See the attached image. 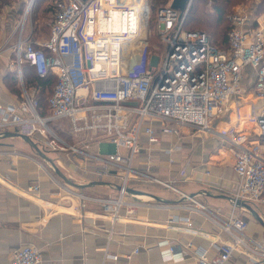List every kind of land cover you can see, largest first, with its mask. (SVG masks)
Instances as JSON below:
<instances>
[{
    "label": "built area",
    "instance_id": "2783aa9c",
    "mask_svg": "<svg viewBox=\"0 0 264 264\" xmlns=\"http://www.w3.org/2000/svg\"><path fill=\"white\" fill-rule=\"evenodd\" d=\"M190 1L183 11L171 7V0L155 9L159 52L149 50L147 43L148 0H51L49 33L42 40L32 39L31 31L23 36L24 11L11 33L17 31L13 65L22 94L16 108L0 104V135L11 127L29 136L43 152L64 155L70 164L66 166L70 172L64 175L74 182V175L109 177L113 193L87 195L39 163L57 184L58 192L75 199L79 211L95 202L100 215L114 224L146 206L141 195L152 199L135 185L166 187L188 199L187 208L228 235L210 256L206 250H195L197 264H225L235 251L251 264H264V243L245 233L243 208L230 200L226 215L213 213L153 169V149L166 154L171 162L179 149L177 143L162 145L165 135L179 138L184 131H212L211 118L230 95L241 91L243 80L249 79L252 93L264 99V9L234 7L227 16V46L218 47L204 32L182 27ZM23 63L31 65L39 77L56 76L45 114L38 112L37 100L24 88ZM62 119L69 125V139L50 124ZM255 123L258 141L264 144V104ZM231 137H237L230 138L232 143H240L233 153L237 182L232 197L249 204L264 202V156L253 144L243 145L242 134ZM142 151L147 155L142 156ZM71 154L80 156L83 163H75ZM58 159L53 158L54 163L63 167ZM127 188L143 192H128ZM32 189L37 190L38 185ZM181 221L191 226L188 217L170 219ZM174 248L170 246V253L162 258L170 259ZM110 256L116 259V255ZM40 260L39 249L25 245L13 251L8 264H37Z\"/></svg>",
    "mask_w": 264,
    "mask_h": 264
},
{
    "label": "crops",
    "instance_id": "0c3cea01",
    "mask_svg": "<svg viewBox=\"0 0 264 264\" xmlns=\"http://www.w3.org/2000/svg\"><path fill=\"white\" fill-rule=\"evenodd\" d=\"M1 24L0 104L16 108L21 98L6 82L14 58V42L10 38L12 23L2 20ZM29 31L34 40L48 36L47 32L39 36L32 29ZM28 33L23 31V36ZM262 101L264 103L263 98L259 107ZM258 106L252 103L249 112L236 119L235 131L254 136L247 124L256 126ZM218 125L216 120L212 125L215 130L184 131L179 138L165 135L162 145H179L178 151L172 155L173 161L156 149L150 153V158L155 169H160L157 174L161 178L173 181L180 190L204 203L213 213L223 216L232 206L228 197L235 191L237 176L233 170V149L220 137L216 130ZM12 131L16 130L5 129V132ZM252 144L264 156V144L258 140ZM93 147L92 150H96ZM13 150L16 154L10 152ZM0 151H5L0 155V264H8L13 251L25 245L34 246L41 252L37 264H197L195 250H206L210 256L215 253L217 244L228 238L210 219L187 208L188 199L159 186L155 187L159 193L147 192L152 199L140 196L147 202L145 207L138 208L131 218H122L111 224L100 215L97 203L88 202L86 208L79 211L75 199L58 192L57 184L39 164H43L42 160L50 165L49 162L20 137H0ZM159 158L164 161L159 162ZM74 160L83 162L79 157ZM95 180L109 182V177L95 179L76 175L75 178L76 183L83 185ZM34 185H38L37 190L32 189ZM108 188L111 189L106 183L78 189L84 194L97 196L111 193L105 191ZM251 205L264 220V202ZM241 214L247 221L245 233L264 243V228L246 210ZM174 216L190 218L191 226H186L184 221L170 222ZM172 245L175 248L171 258L164 260L162 257L170 253ZM135 248L137 251L133 252ZM110 255H116V259ZM225 264L251 263L245 255L235 251Z\"/></svg>",
    "mask_w": 264,
    "mask_h": 264
},
{
    "label": "rangeland",
    "instance_id": "374dc122",
    "mask_svg": "<svg viewBox=\"0 0 264 264\" xmlns=\"http://www.w3.org/2000/svg\"><path fill=\"white\" fill-rule=\"evenodd\" d=\"M51 0H33L31 7L29 8V10L26 13V16L24 18V29L23 31H25V33H28L30 29L34 30L36 32L37 35L41 36L44 35L47 32V28H48V23L50 21V13L44 11V7H46ZM149 3L151 4V0H148ZM170 1V0H169ZM168 1V2H169ZM195 0H191L189 7L191 6V4L194 2ZM220 0H207L206 3L204 4V7L207 11H209V13H211V18H214L213 16L216 14L215 10H214V6L217 5L216 3H219ZM30 2V0H0V25L1 21H9L10 23H12V29H14L15 25H17L18 21L21 22V19L23 17L24 11L26 9L27 4ZM238 5H247L252 7V9H255L257 11V9H259L260 6V0H232L230 3L225 5L226 11L225 13L228 12L227 16L230 14V12H232V9ZM188 7V10H189ZM213 15V16H212ZM3 23V22H2ZM224 24V22H222ZM225 25V24H224ZM218 28V31H221L222 27L220 25V23L217 24V26H215ZM11 29V31H13ZM224 30V28L222 29V31ZM147 37L148 34H152V37L155 38L150 42V49L151 51L155 50L157 52L160 51V49H156V46L158 44V42H156V32L155 30H151L147 31ZM7 35V34H6ZM4 35V36H6ZM17 36V31H15L13 33V35H11V41L12 43L15 42ZM153 51V52H155ZM12 54V53H11ZM164 55V49L161 50L160 53V57L162 59ZM12 64H13V59H12ZM12 71H15L16 76H17V68L15 67V65H12L11 67ZM17 79V85L15 86L16 91L19 94H22V85L18 79V77H16ZM23 79V78H22ZM23 84L25 85L24 81ZM251 82L249 79L247 80H243L241 83V91L236 93V95H238L237 97H235L234 100H230L229 102H225L223 103L224 105H221L216 114L211 118V126L213 125L214 121L218 120L219 125L218 128H216L217 131H219V135L220 137L223 139V141L227 142L233 149V153L238 149V145L240 143H232L230 141V138L233 140H236L237 137H231L232 136H236L237 134H233L232 133V129H235L234 123L236 121L237 118H240L243 115H246L249 110H250V106L253 103L255 106H258V103L261 102V98L254 95L252 93V88H251ZM31 88V89H30ZM30 88H26L27 91L33 95L34 98H37V93L34 89V87H30ZM33 91V92H32ZM18 94V95H19ZM21 98V96H20ZM263 101H262V105H263ZM261 107V106H260ZM259 106L257 107L256 110H259L260 108ZM44 110V107L42 105H40V108L38 109V111H42ZM220 120V121H219ZM51 126H55L57 128V131L60 132V134L63 137H66L69 139L68 134H67V130L69 128L68 123L65 121V119H62L59 123H50ZM249 125L250 129L252 128V132L254 134V141L258 140V133H257V128L255 126V124H247ZM253 125V126H252ZM254 127V129H253ZM63 129V130H62ZM213 130H215L214 128H212ZM220 129V130H218ZM254 130V131H253ZM253 145H249V147H252ZM255 146V145H254ZM253 146V147H254ZM93 149H96V147H93ZM50 157L56 158L58 160H60V162L62 163L63 167H59V169L61 168V170L63 171V173H68L70 171H66V166L70 165L68 164V161L65 159L64 155L56 156V153H53L51 151L47 152ZM142 156H146L147 153H144V151H142ZM72 155V154H71ZM74 157H79L77 155H72L71 159L77 163V164H82L83 162H78L76 160H74ZM234 157V154H233ZM156 158V157H155ZM82 159V158H81ZM159 162H163L164 160L162 158L158 159ZM42 163L45 167H47L48 171L52 174H54V176H56V173L53 171V169L51 168L50 165H48V163H46L45 161L42 160ZM156 165L153 166V169L155 171V173L161 172L160 169L157 170L155 169ZM158 171V172H157ZM71 174V173H70ZM76 178V175H74ZM58 177V176H56ZM59 178V177H58ZM137 187H140L141 190L146 191V192H155V193H159V191L155 188L158 187V185H135ZM159 188H161V186H159ZM164 189V187H162ZM105 191L107 192H111L113 193L114 190L112 189H106ZM110 194V193H108Z\"/></svg>",
    "mask_w": 264,
    "mask_h": 264
},
{
    "label": "trees",
    "instance_id": "16d2710c",
    "mask_svg": "<svg viewBox=\"0 0 264 264\" xmlns=\"http://www.w3.org/2000/svg\"><path fill=\"white\" fill-rule=\"evenodd\" d=\"M169 0H151V4L148 1L149 7H150V16L147 22V31H150V29L153 31L154 29V23H155V9L163 4L168 3ZM207 0H195L191 6L189 7V10L187 11L184 21L182 23V27L189 31H201L204 32L210 41L218 46V47H226L227 46V32L230 28V24L227 18V13H225L226 8L225 5L230 3L232 0H220L219 3H216L217 5L214 6V10L216 14L213 16L214 18H211V13L207 11L204 7V4ZM264 9V0H260V6L257 11H262ZM44 11L50 13V19L52 15V8H51V2L44 7ZM224 22V24L222 23ZM220 23L222 31H218V28L215 27L217 24ZM47 33H49V23L47 28ZM155 39L152 37V34H148L147 37V43L150 49V42ZM156 42H158V37L156 34ZM13 56V55H12ZM22 75H23V81L25 83L24 88L27 91L26 88L34 87L36 93H37V100L38 107L37 110L40 108V105L44 107V110L38 111L40 114L46 113V106L47 102L46 99L49 96L51 92V88L53 84L56 81V76L52 73L47 74L44 77H39L35 71L34 68L29 65L28 63H23L21 65ZM16 73L15 71H9L6 82L9 86V88L18 95L19 93L16 91L15 86L17 85V79H16ZM31 89V88H30ZM19 97L21 94L18 95ZM253 126V125H252Z\"/></svg>",
    "mask_w": 264,
    "mask_h": 264
},
{
    "label": "water",
    "instance_id": "95a60500",
    "mask_svg": "<svg viewBox=\"0 0 264 264\" xmlns=\"http://www.w3.org/2000/svg\"><path fill=\"white\" fill-rule=\"evenodd\" d=\"M188 0H171L170 5L171 7L178 9L179 11H183L185 8V5L187 3ZM4 136H17L20 137L21 139H23L36 153L37 155H39L41 158L45 159L47 162H49V164L53 167L55 173L66 183L74 186V187H83V186H89L92 184H106L108 182L103 181V180H95V181H91L90 183H87L85 185L83 184H78L70 179H68L64 173L57 167V165L54 163V161L46 155V153H44L41 149H39V147L37 146V144L27 135L21 134L19 132H4L2 135H0V137H4ZM128 192H143L141 190H137V189H131V188H127ZM149 194V193H148ZM192 196V195H191ZM229 200L234 201V204L237 205L238 207L243 208L244 210H246L251 217H253L258 223H260V225L264 228V220L262 219V217L259 215L258 211L249 203L243 201V200H239V199H234V197H228Z\"/></svg>",
    "mask_w": 264,
    "mask_h": 264
},
{
    "label": "bare ground",
    "instance_id": "6f19581e",
    "mask_svg": "<svg viewBox=\"0 0 264 264\" xmlns=\"http://www.w3.org/2000/svg\"><path fill=\"white\" fill-rule=\"evenodd\" d=\"M32 2L33 1H31L30 0V2L27 4V6H26V10L25 11H28L29 10V8L31 7V5H32ZM237 96V95H236ZM235 95H230L228 98L229 99H227V101L226 102H229L230 100H234L235 99V97H236ZM232 133L233 134H242V136H243V139H242V144L243 145H246V146H249V145H251L252 143H253V141H254V137H251V135H249L250 133H246V132H244V131H235L234 129H232Z\"/></svg>",
    "mask_w": 264,
    "mask_h": 264
}]
</instances>
